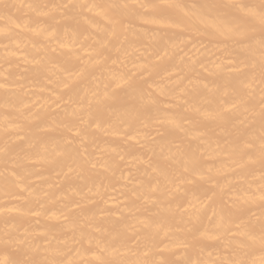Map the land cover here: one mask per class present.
<instances>
[{
    "label": "bare ground",
    "instance_id": "1",
    "mask_svg": "<svg viewBox=\"0 0 264 264\" xmlns=\"http://www.w3.org/2000/svg\"><path fill=\"white\" fill-rule=\"evenodd\" d=\"M151 2L0 0V264H264L261 0Z\"/></svg>",
    "mask_w": 264,
    "mask_h": 264
},
{
    "label": "snow or ice",
    "instance_id": "2",
    "mask_svg": "<svg viewBox=\"0 0 264 264\" xmlns=\"http://www.w3.org/2000/svg\"><path fill=\"white\" fill-rule=\"evenodd\" d=\"M124 7H128V5H124ZM138 7L140 9H144L147 11V15L144 19L160 23V24H175L177 21L173 20L171 17L166 15L169 10L173 8H179L181 5L175 4L172 0H153L151 3H142L139 4ZM207 9L208 14L203 15L205 19H210L212 17V13L215 9H231V8H240L244 11L245 15L251 16L254 19L258 20L261 25H264V0H261L259 5L245 7L244 5H235V4H223L218 5L214 3H207L203 6ZM261 46H262V57H264V36L261 37ZM261 70L264 73V60L261 63ZM259 152L261 157V163L264 165V138L261 139ZM255 153L250 154V158L254 157ZM264 199V196H262ZM218 238V237H217ZM262 240H264V236H262ZM25 264H32L31 261H26ZM161 264H166V262H161ZM221 264H240L238 261H223Z\"/></svg>",
    "mask_w": 264,
    "mask_h": 264
}]
</instances>
